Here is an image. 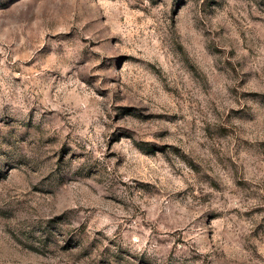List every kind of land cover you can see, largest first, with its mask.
Wrapping results in <instances>:
<instances>
[{
	"label": "rangeland",
	"instance_id": "1",
	"mask_svg": "<svg viewBox=\"0 0 264 264\" xmlns=\"http://www.w3.org/2000/svg\"><path fill=\"white\" fill-rule=\"evenodd\" d=\"M0 264H264V0H0Z\"/></svg>",
	"mask_w": 264,
	"mask_h": 264
}]
</instances>
